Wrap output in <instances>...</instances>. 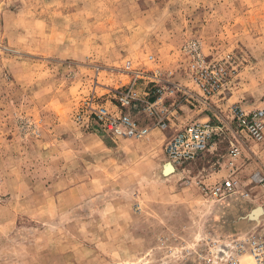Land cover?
<instances>
[{"label": "rangeland", "instance_id": "374dc122", "mask_svg": "<svg viewBox=\"0 0 264 264\" xmlns=\"http://www.w3.org/2000/svg\"><path fill=\"white\" fill-rule=\"evenodd\" d=\"M263 97L264 0H0V264H205L264 231V141L231 112ZM185 106L210 120L177 129ZM100 107L148 133L110 135ZM197 123L219 132L165 177L170 139ZM231 178L237 195L202 191Z\"/></svg>", "mask_w": 264, "mask_h": 264}, {"label": "built area", "instance_id": "2783aa9c", "mask_svg": "<svg viewBox=\"0 0 264 264\" xmlns=\"http://www.w3.org/2000/svg\"><path fill=\"white\" fill-rule=\"evenodd\" d=\"M220 71L219 68L202 69L197 83L204 94H212L218 84L215 77L220 74ZM207 78L210 80L211 87L203 82ZM120 97V102L124 107L130 106L138 100L134 86L120 94ZM231 112L240 134L256 143L264 141V97L260 104L252 110L237 106L233 107ZM90 113L99 125L114 137L135 138L148 133L147 129H140L130 116H115L104 107L91 108ZM151 114H154L153 109ZM159 123L165 128L164 121L161 120ZM218 132L219 130L210 123L189 124L183 127L173 135L166 147L167 164H171L177 169L194 162L208 149L211 139ZM241 154L242 147L233 144L230 149L231 166H234ZM253 180L264 183V175L257 172L253 176ZM202 191L211 197L225 198L239 194L240 185L237 180L231 178L220 185L212 187L204 185ZM244 197L248 198L249 194H244ZM204 261L205 264H264V231H254L244 236H238L230 244L218 247Z\"/></svg>", "mask_w": 264, "mask_h": 264}, {"label": "crops", "instance_id": "0c3cea01", "mask_svg": "<svg viewBox=\"0 0 264 264\" xmlns=\"http://www.w3.org/2000/svg\"><path fill=\"white\" fill-rule=\"evenodd\" d=\"M181 82L188 85L190 84V80L188 79H182L181 78ZM190 90L189 92H191L192 94L196 95L197 93H195V91L191 90V89H188ZM197 96V95H196ZM185 110L184 114H178L177 112V122L175 121V125H176V128H180L182 125H185L187 124L188 122H191V121H196V122H207L210 120L209 118V115H207L206 113L203 112V109L202 110H191L189 108L186 109V106H185ZM175 114V113H174ZM197 119V120H196ZM177 169H185V167H178Z\"/></svg>", "mask_w": 264, "mask_h": 264}, {"label": "bare ground", "instance_id": "6f19581e", "mask_svg": "<svg viewBox=\"0 0 264 264\" xmlns=\"http://www.w3.org/2000/svg\"><path fill=\"white\" fill-rule=\"evenodd\" d=\"M163 175L165 177L167 176H170V175H173L175 173V169L174 167L171 165V164H165L164 168H163ZM261 208L259 209H256L255 211H253L249 216L251 218L249 219H254V220H257L259 219L260 215H261Z\"/></svg>", "mask_w": 264, "mask_h": 264}, {"label": "water", "instance_id": "95a60500", "mask_svg": "<svg viewBox=\"0 0 264 264\" xmlns=\"http://www.w3.org/2000/svg\"><path fill=\"white\" fill-rule=\"evenodd\" d=\"M261 210V213H262V209H260ZM249 218H251L250 216H249ZM252 220H254V219H252Z\"/></svg>", "mask_w": 264, "mask_h": 264}]
</instances>
